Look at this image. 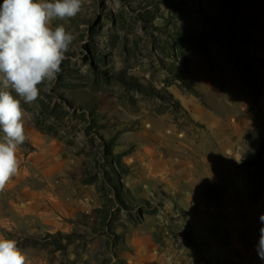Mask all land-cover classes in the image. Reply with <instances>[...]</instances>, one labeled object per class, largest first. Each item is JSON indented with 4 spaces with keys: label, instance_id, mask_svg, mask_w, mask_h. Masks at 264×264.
Segmentation results:
<instances>
[{
    "label": "rangeland",
    "instance_id": "obj_1",
    "mask_svg": "<svg viewBox=\"0 0 264 264\" xmlns=\"http://www.w3.org/2000/svg\"><path fill=\"white\" fill-rule=\"evenodd\" d=\"M59 23L76 39L22 105L0 238L29 264H264L225 221L264 209V0H84Z\"/></svg>",
    "mask_w": 264,
    "mask_h": 264
},
{
    "label": "clouds",
    "instance_id": "obj_2",
    "mask_svg": "<svg viewBox=\"0 0 264 264\" xmlns=\"http://www.w3.org/2000/svg\"><path fill=\"white\" fill-rule=\"evenodd\" d=\"M84 0H3L0 4V191L18 173L26 141L22 105L50 90L76 36L57 20L75 18ZM239 163L241 159L235 158ZM260 220L264 222V215ZM257 251L264 259V227ZM0 264H29L15 239L0 238Z\"/></svg>",
    "mask_w": 264,
    "mask_h": 264
},
{
    "label": "crops",
    "instance_id": "obj_3",
    "mask_svg": "<svg viewBox=\"0 0 264 264\" xmlns=\"http://www.w3.org/2000/svg\"><path fill=\"white\" fill-rule=\"evenodd\" d=\"M258 27L255 29V32H257V34H260L258 32ZM230 69V66H229ZM236 84V83H235ZM232 87H234L235 89L238 88V85H232ZM263 88H264V83H263ZM204 176H200L197 177V182H194L192 184L195 185V189H197L195 191L191 190V189H186L187 191V195L191 197V195L195 194V199L197 202H202L205 201L204 196H210L212 195L211 193H213V187L211 185L212 183V179L211 177H204ZM204 179L206 181H204ZM211 181L208 184V181ZM208 185L210 186V193L208 191ZM204 186V193L202 192V187ZM216 189V188H215ZM187 199V198H186ZM188 200V199H187ZM241 204V205H240ZM239 206H242L243 203L240 202ZM246 207L242 210L243 213H245L246 215L243 214H232L229 212H225L227 213V219L225 220L226 222L230 221V222H235V223H244L247 224L249 227L251 226V243L249 244V246H247L246 244V240H245V231H242V237L241 240L240 239H236V240H240V242L238 244H234L235 246H237V250L234 251V254L236 253L237 256L244 258L246 255H255V257H257L258 259H260V254L257 251V245L259 243V237H260V229L263 227V222L260 220L261 215H264V209H262L260 207V205L256 206V207H250V205H245ZM207 217H208V221L209 222H214V216L212 215V210L208 209L207 211ZM207 231H209V235H211L210 237H212V235H214V232H212V230L210 229H206ZM211 231V232H210ZM239 232V231H236ZM234 233L235 236H237V238H240L237 233ZM240 233V232H239ZM241 236V235H240ZM209 237V236H208ZM247 248L249 250V252L247 251ZM235 249V247H234Z\"/></svg>",
    "mask_w": 264,
    "mask_h": 264
},
{
    "label": "built area",
    "instance_id": "obj_4",
    "mask_svg": "<svg viewBox=\"0 0 264 264\" xmlns=\"http://www.w3.org/2000/svg\"><path fill=\"white\" fill-rule=\"evenodd\" d=\"M209 264H227V263L222 260H215L213 262H210Z\"/></svg>",
    "mask_w": 264,
    "mask_h": 264
}]
</instances>
